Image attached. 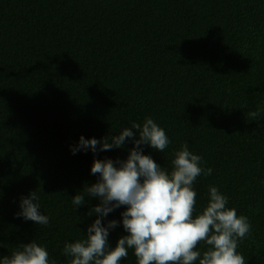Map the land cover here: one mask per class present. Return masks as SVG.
I'll use <instances>...</instances> for the list:
<instances>
[{
    "label": "trees",
    "instance_id": "1",
    "mask_svg": "<svg viewBox=\"0 0 264 264\" xmlns=\"http://www.w3.org/2000/svg\"><path fill=\"white\" fill-rule=\"evenodd\" d=\"M257 108L264 0H0V259L35 241L50 264H70L64 244L86 238L100 203L87 197L76 208L73 196L97 182L94 158L124 160L134 144L71 147L150 117L170 143L163 153L144 144L143 153L169 173L185 143L200 155L212 173L193 183V215L216 186L251 224L237 251L264 264V114L247 116ZM34 190L46 225L16 215ZM125 208L102 219L119 222L110 246L127 235ZM120 264H137L133 249Z\"/></svg>",
    "mask_w": 264,
    "mask_h": 264
},
{
    "label": "clouds",
    "instance_id": "2",
    "mask_svg": "<svg viewBox=\"0 0 264 264\" xmlns=\"http://www.w3.org/2000/svg\"><path fill=\"white\" fill-rule=\"evenodd\" d=\"M264 111L257 108L248 112L249 119H257ZM132 129L139 131L134 138ZM131 139L134 147L126 159H95L91 166L93 175L99 174L97 182L87 185L73 196L76 208L87 197L100 201L89 211L98 214L87 228L86 238L65 243L63 253L71 257L70 264H120L133 249L137 264H246L245 257L237 251L239 241L251 232L247 216L237 215L229 208L228 197L216 186H210L208 202L203 210L193 215L196 192L193 183L202 173L211 175V168L201 166L202 157L193 154L185 143L174 154L172 171L162 168L141 146L150 145L161 153L169 146L165 130L150 117L143 124L131 123L119 134L85 139L80 136L78 144L71 147L77 151H110L124 146ZM37 192L22 197L16 215L38 225H46L49 218L40 212ZM121 206L122 225L127 235H122L115 246H110L109 230L118 226L115 219L105 225L102 219ZM203 242L206 250L198 245ZM0 264H50L46 248L35 241L22 244L10 256H3ZM51 264H55L52 261Z\"/></svg>",
    "mask_w": 264,
    "mask_h": 264
}]
</instances>
